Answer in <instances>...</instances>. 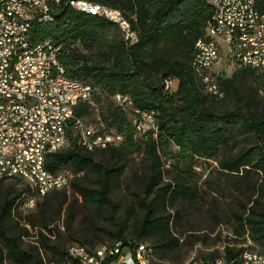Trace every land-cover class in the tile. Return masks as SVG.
Instances as JSON below:
<instances>
[{
	"label": "trees",
	"instance_id": "obj_1",
	"mask_svg": "<svg viewBox=\"0 0 264 264\" xmlns=\"http://www.w3.org/2000/svg\"><path fill=\"white\" fill-rule=\"evenodd\" d=\"M95 1L120 11L130 28L137 30L138 41L129 45L114 21L69 5H62L53 21L36 23L33 36L61 42L58 57L65 74L92 87V103L79 102L75 114L99 129L113 127L123 138L117 145L88 150L69 129L67 144L47 153L46 169L52 173L69 169L73 176L68 186L33 202L26 221L37 230L35 243L24 246L22 236L28 228L14 229L10 224L19 201L24 203L33 192L18 177L0 179V264H77L68 254L71 246L94 251L119 240L146 245L149 264H160L180 244L172 226L183 206L200 195L187 172L198 157L215 161L216 176L203 185L220 203V215L231 224L228 239L233 240L198 259L223 256L229 263L244 248L243 242L264 253L261 73L236 66L216 77L222 96L205 90L192 68L194 43L212 16L205 0ZM257 5L264 12V0H257ZM168 76L178 78L175 89H164ZM116 93L128 97L131 109L153 113L157 130L137 136L129 111L113 98ZM223 100L229 104L223 105ZM134 152L143 154L142 168L131 171L130 199L123 201L118 191ZM166 162L175 174L164 176ZM60 219L71 242L67 246L57 227L51 226ZM205 236L201 239L210 243L211 237Z\"/></svg>",
	"mask_w": 264,
	"mask_h": 264
},
{
	"label": "built area",
	"instance_id": "obj_2",
	"mask_svg": "<svg viewBox=\"0 0 264 264\" xmlns=\"http://www.w3.org/2000/svg\"><path fill=\"white\" fill-rule=\"evenodd\" d=\"M205 1L212 7V16L203 36L195 41L192 56L202 85L219 95L223 93L216 85V77L227 73L225 68L215 66L225 45L231 70L240 65L256 69L263 77L264 92V12L259 10L257 0ZM62 5L96 9L121 25L129 44L138 41L136 29L127 30L123 21L99 8L96 1L28 0V6H17L15 0H0V179L18 177L24 182L33 192L24 202L29 206L35 202L38 191L48 189L49 182L63 181L65 187L73 176L69 169L44 173L38 167L42 145L58 140V134H54L58 117H67L75 134L76 128L87 127L88 134L93 136L123 138L113 127L99 129L75 114L79 102L92 103V87L65 74L58 57L61 42L33 36V27L44 18V13L54 12ZM211 44H219V53H212ZM163 86L166 90L172 88L171 76L164 78ZM113 98L129 111L137 136L157 130L153 115L131 109L122 93L114 94ZM78 142L88 146L83 140ZM23 163H30V171H23ZM242 245L239 255H246L245 264H257L253 248L247 247V242ZM80 248L82 258H75L77 264H147L144 251L136 242L123 244L119 240L113 247L100 251ZM200 264L238 263L232 260L228 263L223 256H217L212 262L200 260Z\"/></svg>",
	"mask_w": 264,
	"mask_h": 264
},
{
	"label": "rangeland",
	"instance_id": "obj_3",
	"mask_svg": "<svg viewBox=\"0 0 264 264\" xmlns=\"http://www.w3.org/2000/svg\"><path fill=\"white\" fill-rule=\"evenodd\" d=\"M227 50L226 46L223 45L221 48V54L219 60L216 64V68H225V72L229 74L231 72V67L227 64ZM172 88L175 89L178 83V78L176 76H171ZM223 105H228L229 101L223 100ZM243 143L240 140L239 145ZM142 158L143 154L141 152H134L128 157V165L122 175V182L118 191L119 196L123 201H129L130 190L128 189L130 185L129 178L131 176V171L135 168L139 170L142 168ZM168 169H164V176L175 174V170L168 166L167 162L164 165ZM215 161L211 158L206 159L202 157L195 158L191 162V166L188 172L189 177L192 181H196L199 186V196L195 201L186 203L183 208L181 215L177 219L175 225L172 226V231L179 236L180 244L178 245L172 257L161 260L160 264H188L194 257L199 258L204 252H209L214 248H222L225 242H231L233 240L228 239L231 234V224L226 219V216L222 214L220 203L213 197L207 185H203V181L206 179L208 183H211L216 176ZM23 200L27 197V194L23 195ZM38 198H36L37 200ZM35 204V202H34ZM33 203L29 206L19 201V205L16 206L12 213V220L10 222L14 229H19L20 226L25 225L28 228L27 234L22 236L23 245L26 246L27 243H35L37 240V230L32 228L29 223H27V215L33 211ZM222 216V219L218 222L215 221V216ZM80 219V217H79ZM60 219L57 223L51 224L52 227H57L60 236L65 245L71 244L68 240L66 232H64L61 227ZM78 223V219L74 224ZM203 234H206V238L211 237L207 240L210 243H204L201 239ZM194 235L200 236L197 239ZM53 238L54 236L51 235ZM57 238V235H55ZM236 244L240 241H234ZM44 260L47 261L48 255L43 252ZM5 264H8L5 261Z\"/></svg>",
	"mask_w": 264,
	"mask_h": 264
},
{
	"label": "bare ground",
	"instance_id": "obj_4",
	"mask_svg": "<svg viewBox=\"0 0 264 264\" xmlns=\"http://www.w3.org/2000/svg\"><path fill=\"white\" fill-rule=\"evenodd\" d=\"M91 1H95V0H91ZM15 5H17V6H28V0H15ZM98 7L105 10V11L111 12L115 17H117L119 20L124 22L127 30H132L130 28L129 23L122 16V13H120V11H118L116 9H112V8H110L106 5L100 4V3H98ZM75 9H77L81 12H85V13H89V14H93V15L96 14L99 16L106 17V18L110 19V21L111 20L114 21L123 33V28L121 27V25H119V23L117 21H115L113 18L108 17L106 14H103L96 9H78V8H75ZM58 10H56L54 12L53 11H46L44 13V18H42L39 21V23H48V22L53 21L55 19L54 17L56 16ZM125 40L129 44V40L127 37H125ZM211 51H212V53H219V44H211ZM192 68L194 69V72L196 73V75H198L201 78L200 71L197 69L196 64L193 62V59H192ZM204 87L208 93L218 95V96H222V94H223L222 93L221 95H219V94L215 93L213 90L206 88V86H204ZM168 90H170V89H168ZM124 97L127 99L129 104L131 105V101L128 99V97H126V96H124ZM146 114L153 115V113H146ZM69 129H70L69 119L67 117H58L56 126H54V134H58V140L54 144H51V145H42L40 156L38 158V167L41 169L42 172L52 173L48 169H46V167H45L46 155H47V153H50V152L51 153L56 152L57 150L63 148L67 144V133H68ZM76 134H77L78 140H83L84 144L88 145V146H85V149H88V150H94V149H100V148L104 149V147L109 146V145H117L121 141V139L117 136H93L91 134H88V128L87 127L76 128ZM23 171H30V163H23ZM62 187H63V181L49 182L48 183V189H42L41 191H38V197L45 195L46 193H48L49 191H51L53 189H59ZM117 243L118 242H116L115 244H117ZM115 244H113V245H106V244L101 245V246L97 247L94 251H100V250H103L104 248H107V247H113ZM137 245H138V247H142L144 254H145L146 262H147V264H149L148 249H147L148 247H146V245H144V244H137ZM80 247H82V246H79V245L71 246L68 249V254L74 258H82V251H81ZM253 257L255 258L257 264H264V253L263 252H258V251L253 250ZM200 260H201V262H212L213 261V259L204 260V259H198V258L195 259L194 258L191 261H189L188 264H200ZM232 261H234V263H238V264H245L246 263V255H238L237 258H235Z\"/></svg>",
	"mask_w": 264,
	"mask_h": 264
}]
</instances>
